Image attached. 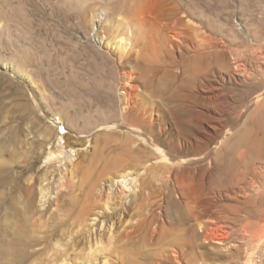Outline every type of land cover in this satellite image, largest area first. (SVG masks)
Instances as JSON below:
<instances>
[{"label": "rangeland", "instance_id": "374dc122", "mask_svg": "<svg viewBox=\"0 0 264 264\" xmlns=\"http://www.w3.org/2000/svg\"><path fill=\"white\" fill-rule=\"evenodd\" d=\"M174 18L191 24V36L218 38L230 63L251 36L264 47V0H0V264H156L188 243L191 219L175 205L165 209L167 231L131 230L148 214L158 153L120 117L129 84L136 99L161 104L170 87L193 82L184 63L177 76L162 64L174 51ZM251 110L223 109L230 127L222 124L218 140L230 142L221 152ZM58 123L71 158L57 143ZM122 174L135 178V191ZM241 252L228 258L210 244L196 259L186 249L185 259L264 264V248L252 260Z\"/></svg>", "mask_w": 264, "mask_h": 264}, {"label": "bare ground", "instance_id": "6f19581e", "mask_svg": "<svg viewBox=\"0 0 264 264\" xmlns=\"http://www.w3.org/2000/svg\"><path fill=\"white\" fill-rule=\"evenodd\" d=\"M191 27L182 18L169 23L171 34L167 44L170 52L174 51L162 63L171 76H177L175 71L184 63L187 70H192L191 84L170 87L161 104L136 99L138 90L130 84L124 92L127 97L122 100V123L158 153L151 166L157 167V173L147 195L148 214L130 228L133 232L144 228L153 234L161 233L172 223L166 220V207L179 206L183 219L186 214L191 219L190 239L187 244H177L170 255H164L156 264H186V249L196 259L198 249L210 244L218 245L228 258L243 251L247 260H252L255 252L264 248V93L248 98L264 88V47L259 45V37L251 36L243 41L242 54L230 63L231 56L219 49L218 38L201 32L191 36L187 33ZM124 45L123 40L116 42L119 49ZM220 82L228 84L230 94L221 89ZM239 84L245 87L237 92L235 87ZM174 89L176 93L172 95ZM251 108L247 121L233 134V142L221 152V143L230 142L218 140L221 127H230V116L225 119L223 109L226 113L241 112L242 117ZM59 124L55 134L62 150L65 147L60 135L65 127ZM72 150L73 147L65 148L66 158H71ZM128 176H120L121 181L125 180L121 184L135 191L138 182ZM143 192L139 188L138 193ZM252 249L255 251L248 254Z\"/></svg>", "mask_w": 264, "mask_h": 264}, {"label": "built area", "instance_id": "2783aa9c", "mask_svg": "<svg viewBox=\"0 0 264 264\" xmlns=\"http://www.w3.org/2000/svg\"><path fill=\"white\" fill-rule=\"evenodd\" d=\"M95 44H99V40H94L93 41Z\"/></svg>", "mask_w": 264, "mask_h": 264}]
</instances>
